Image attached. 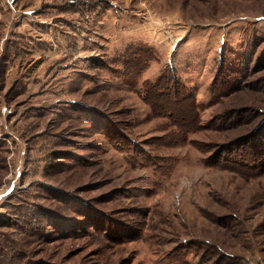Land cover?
Listing matches in <instances>:
<instances>
[{"label":"rangeland","instance_id":"obj_1","mask_svg":"<svg viewBox=\"0 0 264 264\" xmlns=\"http://www.w3.org/2000/svg\"><path fill=\"white\" fill-rule=\"evenodd\" d=\"M263 153L264 0H0V264H264Z\"/></svg>","mask_w":264,"mask_h":264},{"label":"trees","instance_id":"obj_2","mask_svg":"<svg viewBox=\"0 0 264 264\" xmlns=\"http://www.w3.org/2000/svg\"><path fill=\"white\" fill-rule=\"evenodd\" d=\"M250 154H248L250 160L252 162H258L261 158H262V151H260L259 149H253L251 152H249ZM56 155V157H61V155L59 154V152H55L54 153ZM264 154V153H263ZM248 159V158H247ZM2 225L5 226H10L11 222L8 218L2 217V221H1ZM9 255V254H8ZM16 255V254H15ZM12 258V257H11ZM5 264V263H3Z\"/></svg>","mask_w":264,"mask_h":264}]
</instances>
